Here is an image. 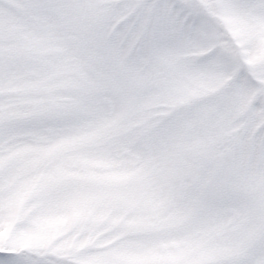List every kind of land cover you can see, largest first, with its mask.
<instances>
[{
    "label": "snow or ice",
    "instance_id": "1",
    "mask_svg": "<svg viewBox=\"0 0 264 264\" xmlns=\"http://www.w3.org/2000/svg\"><path fill=\"white\" fill-rule=\"evenodd\" d=\"M0 264H264V0H0Z\"/></svg>",
    "mask_w": 264,
    "mask_h": 264
}]
</instances>
